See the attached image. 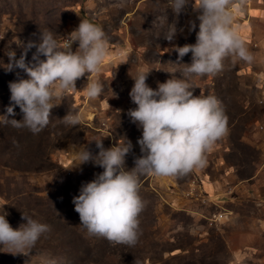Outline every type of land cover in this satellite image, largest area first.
Wrapping results in <instances>:
<instances>
[{
  "label": "rangeland",
  "instance_id": "rangeland-1",
  "mask_svg": "<svg viewBox=\"0 0 264 264\" xmlns=\"http://www.w3.org/2000/svg\"><path fill=\"white\" fill-rule=\"evenodd\" d=\"M195 8L189 5L176 17L169 0H0V116L14 107L9 120L23 119L11 102L9 84L28 77L19 68L7 69V53L12 50L19 59L27 50L26 63H36V48L27 45L40 43V31L51 29L63 43L64 35L87 19L102 28L109 42H128L130 51L114 54L99 73L78 79L77 91L54 101L51 122L39 133L0 121V214L7 213L14 230L26 224L22 213L50 226L23 253L0 246V264H45L50 259L56 264H264V51L254 42L245 44L254 57L251 63L229 56L217 74L188 78L193 92L222 101L228 131L204 154L202 167L173 175L177 183L155 175L140 178L145 207L134 247L89 236L74 210L73 197L82 184L103 172L92 162L80 165L75 152L81 144L97 155L95 141L103 140L108 149L127 138L133 145L125 157L129 170L140 156L141 135L133 132L127 112L117 111L137 74L133 53L160 76L166 70L171 78H186L184 65L176 63L191 64L192 54L179 59L174 49L196 43L200 13ZM174 20L178 31L169 42L165 38ZM190 21L196 23L195 31ZM116 75L130 83L116 86ZM88 78L102 82L98 98L82 92ZM69 111L81 115L78 125L61 123ZM208 180L215 181L216 189H206L210 199H205L202 181Z\"/></svg>",
  "mask_w": 264,
  "mask_h": 264
},
{
  "label": "clouds",
  "instance_id": "clouds-1",
  "mask_svg": "<svg viewBox=\"0 0 264 264\" xmlns=\"http://www.w3.org/2000/svg\"><path fill=\"white\" fill-rule=\"evenodd\" d=\"M169 4L176 17L195 4V11L200 13L197 16L199 30L195 44L174 49L179 59L192 54L191 64H180L179 60L176 63L184 65L186 78L172 76L158 83L154 90L146 83L150 71H139L131 77L134 85L129 96L137 107L129 109L127 115L142 129V137L137 141L140 156L134 159L135 166L130 170L125 167V157L133 148L127 138L108 149L104 148L103 140L95 141L99 149L97 155H93L86 144H81L75 152L80 165L92 162L103 169L91 182L82 184L79 195L73 197L80 227L91 237L129 247H134L139 240L138 217L145 207L139 194L140 178L144 175H183L194 167H202L204 154L227 134L228 117L222 101L215 95L194 96L188 78L217 74L229 56L249 63L254 59L237 28L233 27L231 9L235 7L234 0H169ZM195 29L196 23L190 21V30ZM177 31L174 20L169 23L165 39L173 41ZM40 32V43L27 45V49L36 48L33 55L36 63H26L27 50L19 59L14 51L7 53L10 60L7 69L19 68L28 77L9 84L11 102L20 108L23 119H8L15 115L14 107H8L7 115L0 116L4 124L28 128L33 134L51 122V110L57 107L54 101L61 100L69 91H77L76 81L86 74L90 77L99 73L111 54L106 33L87 19L80 20L77 28L64 35L63 43L51 29ZM75 43L78 48L74 52L72 45ZM40 56L46 59L40 60ZM103 91L99 79L88 78L82 92L95 99ZM81 119L80 114L69 111L60 121L66 126H76ZM6 216L3 210L0 214V246L16 253L34 248L41 235L50 231L49 225L23 213L26 224L14 230ZM45 264H56V261L50 259Z\"/></svg>",
  "mask_w": 264,
  "mask_h": 264
},
{
  "label": "crops",
  "instance_id": "crops-1",
  "mask_svg": "<svg viewBox=\"0 0 264 264\" xmlns=\"http://www.w3.org/2000/svg\"><path fill=\"white\" fill-rule=\"evenodd\" d=\"M234 4L235 7H233L232 10V14H233V27L237 28L239 35L242 37V39L244 40L245 44H251L252 42L256 43V45H259L260 50L264 51V4L262 2H260V0H234ZM238 9V10H237ZM76 46V44H75ZM110 51L111 54L106 57L103 65L101 66V70L104 69L103 66L106 65V61H110L111 57H114V54H123V53H130L129 51V43L128 42H121L118 43V45H115V43H111L110 42ZM133 58H135L134 60L137 62V66H136V71L137 73L139 71H144V72H149L148 74V79L146 81V83L152 88V89H157V85L158 83H163L166 80L170 79L171 77V71H164L163 76H160L157 74V69L155 67H150L147 64H140V60L138 59L139 54L137 53H133ZM251 67V65L249 66ZM95 74V73H94ZM115 79V85L116 86H120L123 85V83H125V80H127L128 83L129 79H125L124 81L121 80L119 78L118 75H116ZM131 86H130V91L134 85V81L131 82ZM121 89V87H120ZM119 89V90H120ZM124 89V88H123ZM123 89H121L123 91ZM125 90V89H124ZM124 92V91H123ZM201 92H193L194 96H200ZM204 93V92H203ZM202 93V94H203ZM120 97V96H119ZM126 97L128 98V101H131L130 96H129V92L123 94V99L120 100L119 105L117 106L118 110H123L128 112L129 109H134L137 106L135 104L130 103V105L128 104L129 102L125 100ZM104 104V102H102ZM110 102L107 101L106 106L109 107ZM105 106V104H104ZM92 115V114H89ZM133 124V132L134 133H138L140 136V138L142 137V129L138 127L137 124ZM138 145V143H137ZM199 173V172H197ZM162 178H164L165 182L167 181H171L173 183H177L176 178L173 175L170 176H161ZM203 184V188L205 191V197L203 198H207L210 199V196L207 194L206 189H212V191H214L216 188V183L215 181H202ZM209 190V191H210Z\"/></svg>",
  "mask_w": 264,
  "mask_h": 264
},
{
  "label": "built area",
  "instance_id": "built-area-1",
  "mask_svg": "<svg viewBox=\"0 0 264 264\" xmlns=\"http://www.w3.org/2000/svg\"><path fill=\"white\" fill-rule=\"evenodd\" d=\"M73 46H74V44L72 45V48H73ZM194 192H196V191H194ZM197 192H200V193H198V194H201V195H202V192H204L201 184H200V191H197ZM187 194H188V195H192L193 193H187ZM204 195H205V194L203 193L202 196H204Z\"/></svg>",
  "mask_w": 264,
  "mask_h": 264
},
{
  "label": "bare ground",
  "instance_id": "bare-ground-1",
  "mask_svg": "<svg viewBox=\"0 0 264 264\" xmlns=\"http://www.w3.org/2000/svg\"><path fill=\"white\" fill-rule=\"evenodd\" d=\"M90 118H92V115L90 116Z\"/></svg>",
  "mask_w": 264,
  "mask_h": 264
}]
</instances>
